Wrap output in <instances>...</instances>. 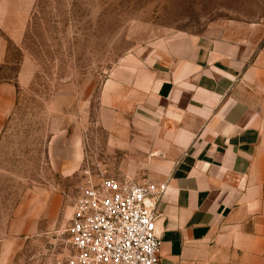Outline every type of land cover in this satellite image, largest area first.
Segmentation results:
<instances>
[{"label":"rangeland","instance_id":"obj_1","mask_svg":"<svg viewBox=\"0 0 264 264\" xmlns=\"http://www.w3.org/2000/svg\"><path fill=\"white\" fill-rule=\"evenodd\" d=\"M0 9V84L14 89L0 130V264L64 263L86 172L144 185L119 175L132 122L122 104L151 86L167 39L264 28V0H0Z\"/></svg>","mask_w":264,"mask_h":264},{"label":"crops","instance_id":"obj_2","mask_svg":"<svg viewBox=\"0 0 264 264\" xmlns=\"http://www.w3.org/2000/svg\"><path fill=\"white\" fill-rule=\"evenodd\" d=\"M246 32L264 28L170 37L151 86L122 104L132 122L119 175L166 186L160 264H264V35ZM13 96L0 84V130Z\"/></svg>","mask_w":264,"mask_h":264},{"label":"built area","instance_id":"obj_3","mask_svg":"<svg viewBox=\"0 0 264 264\" xmlns=\"http://www.w3.org/2000/svg\"><path fill=\"white\" fill-rule=\"evenodd\" d=\"M85 176L70 207L63 264H160L154 205L166 186Z\"/></svg>","mask_w":264,"mask_h":264}]
</instances>
